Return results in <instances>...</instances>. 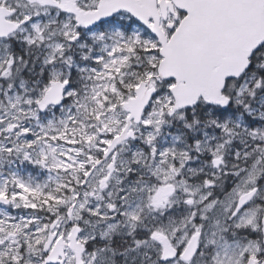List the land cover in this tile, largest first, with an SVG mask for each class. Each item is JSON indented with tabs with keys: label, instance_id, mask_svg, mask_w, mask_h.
Returning a JSON list of instances; mask_svg holds the SVG:
<instances>
[{
	"label": "snow or ice",
	"instance_id": "6c2138e0",
	"mask_svg": "<svg viewBox=\"0 0 264 264\" xmlns=\"http://www.w3.org/2000/svg\"><path fill=\"white\" fill-rule=\"evenodd\" d=\"M0 264H264V0H0Z\"/></svg>",
	"mask_w": 264,
	"mask_h": 264
}]
</instances>
